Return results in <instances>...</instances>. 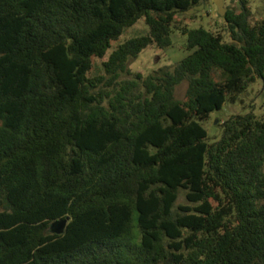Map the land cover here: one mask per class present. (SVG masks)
I'll use <instances>...</instances> for the list:
<instances>
[{
    "label": "trees",
    "instance_id": "16d2710c",
    "mask_svg": "<svg viewBox=\"0 0 264 264\" xmlns=\"http://www.w3.org/2000/svg\"><path fill=\"white\" fill-rule=\"evenodd\" d=\"M207 1L0 0V264H264V117L202 124L264 79V19L182 27ZM174 30L191 53L132 76Z\"/></svg>",
    "mask_w": 264,
    "mask_h": 264
},
{
    "label": "rangeland",
    "instance_id": "374dc122",
    "mask_svg": "<svg viewBox=\"0 0 264 264\" xmlns=\"http://www.w3.org/2000/svg\"><path fill=\"white\" fill-rule=\"evenodd\" d=\"M218 0L207 1L189 12L179 14V20L182 27L189 30L204 28L216 34H221L225 42L230 43L226 22L224 17L219 15L216 2ZM251 11L253 13L252 20L258 21L264 19V0H249ZM225 9H238V3L232 0H223ZM149 32V28L144 20H140L132 28L124 31L118 41L113 43L109 50L111 53L118 46L123 45L126 41L137 37L145 36ZM172 46L167 49H158L151 47L143 51L136 59H131L129 69L132 76L137 74L147 76L162 67H173L191 52L187 50V37L180 31L174 30L171 35ZM105 59H95L93 63V71L91 77L103 76V63ZM132 76H123V79L132 78ZM188 89V83H183L177 88L176 96L180 101H184ZM253 113L258 118L264 117V79H257L249 89L243 93L237 102L226 103L222 110L213 113L209 120L203 122V127L208 133V142L215 143L222 139L224 128L222 124L233 115H245ZM178 206H186L185 192L180 193ZM60 223L53 224L52 233H59L61 230Z\"/></svg>",
    "mask_w": 264,
    "mask_h": 264
},
{
    "label": "water",
    "instance_id": "95a60500",
    "mask_svg": "<svg viewBox=\"0 0 264 264\" xmlns=\"http://www.w3.org/2000/svg\"><path fill=\"white\" fill-rule=\"evenodd\" d=\"M216 5L218 7L219 15L222 17H225V15L227 14V9H225L223 6V0H218L216 2Z\"/></svg>",
    "mask_w": 264,
    "mask_h": 264
}]
</instances>
